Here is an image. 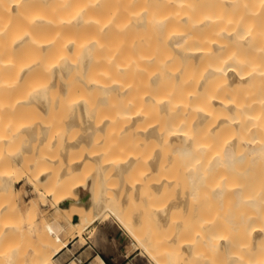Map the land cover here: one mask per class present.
Segmentation results:
<instances>
[{
    "label": "bare ground",
    "instance_id": "obj_1",
    "mask_svg": "<svg viewBox=\"0 0 264 264\" xmlns=\"http://www.w3.org/2000/svg\"><path fill=\"white\" fill-rule=\"evenodd\" d=\"M56 104L67 112L58 128L43 115ZM74 124L78 137L62 134ZM104 131V152L93 153L86 146ZM90 158L97 194L77 196L75 222L46 221L53 237L108 211L154 264H264L260 211L238 221L205 213L226 202L264 206V0H0V194L11 198L0 199V237H26L41 225L39 217L25 228L21 217L51 198L53 185L83 186L74 177ZM53 161L59 172L52 178ZM247 166L257 169L249 179ZM152 172L153 180L145 177ZM103 175L113 179L103 183ZM21 181L32 195L19 209ZM141 188L144 210L125 214L127 195L135 198ZM177 206L183 213L191 207L188 221H204L209 235L202 222L192 238L179 235L194 224L178 220L168 238H150L152 223L167 226ZM142 222L149 230L134 231ZM199 233L209 254L197 253ZM72 239L50 252L28 245L24 254L50 264ZM91 264L103 261L96 255Z\"/></svg>",
    "mask_w": 264,
    "mask_h": 264
},
{
    "label": "rangeland",
    "instance_id": "obj_2",
    "mask_svg": "<svg viewBox=\"0 0 264 264\" xmlns=\"http://www.w3.org/2000/svg\"><path fill=\"white\" fill-rule=\"evenodd\" d=\"M64 103L65 102H63L62 106L64 105ZM59 105H61V104L54 106V109L52 108L54 111L51 109L52 110L51 112L43 113V115L46 118H48V119L51 118V120H53L54 124H52V125H54L56 127L57 126L58 127L63 126L62 121H61L62 119L64 120L63 117H65V115H64L65 110H63V109L65 107V109L67 110L68 103H65V106L63 108L60 107V112L57 111V109H59ZM72 108L73 107L69 108V110H67V112L68 111L70 112L72 110ZM103 111H104L103 108H102V110L98 109L97 110V117H100V116L102 117V115L104 114ZM102 112H103V114H102ZM62 114H63V116H62ZM60 121H61V123H60ZM54 126H52L53 129L55 128ZM60 129L61 128L58 129V132H60ZM79 132L81 134L82 129L78 125L74 124L69 129H67L66 133L62 132V134L73 136L75 139L76 137H78ZM60 134H61V132H60ZM105 138H106V141H105V143H106L107 142V136H106L105 131L104 132H96L92 137L91 144H87L86 147L89 148L90 150L94 149L95 151H92L93 153L94 152L96 153L99 151H102V153H103L104 149H105L104 148L105 145H102L103 144L102 142H104ZM44 145H45V142L42 144V147H45ZM150 148H151V146L149 147V146H147V144L145 145L144 153H143L144 158L149 159V155H150L149 149ZM146 156H148V157H146ZM94 163H95V160H92L90 158V160L87 161L86 165L83 168H81V170H79L74 177V179H76L77 181H83V183H84L83 186L78 187V188H67V187L58 188V187H56V185H53L50 188V190H48V191L53 192L51 194L52 197L51 198L49 197L44 202V204L42 206L32 209V211H30V213L27 216H25L24 218L21 217V220L23 222L22 223L18 222V223H21L23 226H25V228L27 227L28 223L30 222V219L32 221H37L38 218L40 217L42 223H41V225L39 224L35 230H34V228H35V225H34V228L32 227L33 230L29 231L28 232L29 234H27L26 237H23V236H20L17 234H6V235L0 237V264H35L36 263V257L34 255L35 253L31 252L28 254H24L25 246L29 245L30 248L32 246L40 247V248L45 249V251L48 250V252H50L52 250L53 245L60 243L61 240L64 238H68V237L70 238L71 235H73V240L71 243H74L73 246L75 248L84 244L85 243V237L88 235L87 238L90 237L91 244H93L96 248H98L99 252L103 256H109L110 255L111 258H114L113 264H123V260H122L123 257H121L122 253L131 255L130 256L131 260H130V258L127 259V260H130L129 264H151V263L154 264L153 260L151 261V259L147 257L144 250H142L140 248L139 249L135 248L138 245L135 242L133 234L129 233L126 230V228H124L119 222H117L116 219H114V217H112L111 214L109 215L108 211H105L102 214L103 216L108 215L105 220H101L103 216L102 217L100 216V217L94 219L93 220L94 222L92 221L87 226H85L83 229L80 228L79 230H70V227L68 226L67 229L60 235V237H53V235L50 234L49 226H47L48 224L46 223V221H49L52 219H57V220H61V223H63V224H65V222L68 224V223H73L76 221V220H73V217H74V213L77 211L76 208H78V206H79V203L76 200L77 196H81L83 194L88 193V194H91V197L93 199L95 198V196L97 194L98 185L93 183V178H92L93 172H91L92 171L91 169L93 168ZM50 166L52 167V170H51L52 173H51L50 177L53 178L54 176H57L56 173L59 172V170H58L59 163L53 161V162H50ZM170 170L172 171L173 175L178 177V181L184 186V184H186L184 181V172H181V170L178 169V166L175 165V162H173L170 165ZM256 171H257L256 168H253L252 166H247L246 171L243 174V176L246 175L247 179H249L250 176ZM155 174H158V173L152 172L145 177H147L150 180H153L155 177ZM129 178H130L129 176L126 177V179H129ZM109 179L112 180L113 177L103 175L102 181L104 183L106 181H109ZM51 182H52V179H51ZM24 184H25L24 181H21L19 184H17V187L19 188L20 192L17 191L16 194L17 193L18 194H17V196L16 195L15 196H16V199H18L19 196L21 197L20 199L17 200L18 201L17 207L19 209H21V207L24 205V201L27 200V198L30 195H32V193L30 192V187L27 184H25V185ZM91 184H93V189L90 192L88 189H89V185H91ZM24 187L25 188L29 187V188H27L28 191ZM102 188H103V186H102ZM176 190H175V192L177 193L179 191V189H176ZM117 195H119V194H117ZM117 195H115V198L117 197ZM169 195H170V192H169ZM60 196H65V197H62V200H59V199L55 200V197H60ZM142 196H143V188L139 189L138 195L135 196V198H133L131 196V194H128L127 198L125 200L126 203L124 205V210H123L124 213L128 215V213L131 211L136 212V211H139L140 209H143L144 206L140 202V198ZM0 199L2 201H5L6 199L11 201V198L5 193L0 194ZM104 199H105L104 202L106 205L107 200L109 198L105 194H104ZM21 200H22V202H21ZM114 200H116V199H114ZM114 200H113V204H115ZM228 204L229 203H227V202L224 204H220V205L217 204L214 208L210 209L209 211L208 210L205 211V213L207 215H211L213 213L234 214L235 216L231 215V218L233 217L235 219V221H236V219L238 221L239 217L240 218L242 217L241 219L243 220L244 219L243 216L246 215L249 211H255V212L260 211L262 216H264V206H259V207L252 206L251 207L245 203L244 204L243 203L236 204L234 202H233V204H236L234 206H232V204L231 205L230 204L228 205ZM145 207H146V205H145ZM189 208H191V207H188L187 211H189V210L192 211V209H189ZM216 208H218V209L215 210ZM147 209H149V208L147 207ZM178 210H180L181 212L179 213ZM187 211H185V212L188 213ZM191 211H189L190 214L189 213L185 214V212L183 213V207L182 206L174 207L173 210H171V211L169 209L168 214L171 213V216L168 214H167V216H168V218L171 217L172 219L171 218L169 219V223H168V219H167V221H166L168 223L167 226H164L166 224L162 223L161 229H159V227L155 223H152L153 224L152 229L153 228L154 229H153V232H151V234H150L151 235L150 238H152L156 242L160 241L162 237L164 238L165 236H167V238H168V235L170 234V232H173V227H175V224H176L175 222H177L178 220L184 221L183 224H185V222L188 223L189 225L191 224V222H192V224H194V226L192 225L194 230H192L193 228H191L190 229V230H192L191 232L189 231L188 233H186L185 231H182L179 235H181V234L186 235L187 234L189 237L192 238V235L194 234V233H192L193 231L197 230L196 231L197 233H198V231L202 232L199 229L200 228L199 225L202 222L203 224L201 223L202 224L201 228L205 225L204 228H202V229L205 230L204 232L208 236L209 230H208V227H206V224L204 221H201L199 219H198V221L196 220L197 221V227L196 228H195V223H196L195 220H192V218H190L191 220L188 221L189 216L191 217V215H192ZM142 214H143L142 216H145L144 212ZM236 215H237V218H236ZM70 216H71V218H69ZM183 216H184V218H183ZM185 216H187V217L185 218ZM259 218L260 217L257 216L256 218L249 219L248 223H246V225L242 226L243 230L246 232L249 229V227L252 225V223H254L256 221L255 219H259ZM242 220H241V223L243 222ZM94 225H95V227H94ZM145 226H146L145 222L144 223L142 222L139 224L137 223L133 226V230L138 231V232H140V230H141V232L142 231L144 232L145 231L144 229H146ZM137 228H138V230H137ZM142 228H144V229H142ZM149 228H150V226L146 230H149ZM164 228H166V229H164ZM224 228L225 227L223 225L218 227V228H214L213 233H218L220 231H223ZM116 232L118 233V237L116 239L112 240V236H114V234ZM205 233H203V234H205ZM199 234H200V238L197 237V242H198L197 246L199 247L197 250L198 251L197 253H199V252L201 253L202 251H204L206 254H209V251H207L205 249V242H204L205 238H204V241L202 239V237L204 235L202 234L203 236H201V233H199ZM105 235H110L109 236L110 238H108V240H106ZM163 235H165V236H163ZM245 236H247L246 233H245ZM245 236L242 237L243 238L242 242H244L245 245H249L250 241L251 242L253 241V238H250L251 239L250 240L248 236L247 237H245ZM104 240H106V242L108 243V245H107L108 247H106V245H100V242H102V241L104 242ZM246 240H248V243H246L247 242ZM86 241H88V240H86ZM103 244H106V243H103ZM149 245H151V244H149ZM149 245H148V247H149ZM153 245H152V248H153ZM157 245L154 246V248L157 247ZM152 248H151V250H152ZM251 250L252 249H250V251L248 250V253H247L248 258H249V256L252 257L253 254H255V256L258 254L257 251H255L256 253H254L253 250H255V248H253L252 251ZM204 252H202V253H204ZM258 255H260L261 257H264L261 254H258ZM207 258L211 259L209 256ZM251 259H255V257H252ZM207 261H209V260L207 259ZM59 263H60V261L57 260V255H56L52 259L50 264H59ZM105 263L107 264V262H105Z\"/></svg>",
    "mask_w": 264,
    "mask_h": 264
},
{
    "label": "crops",
    "instance_id": "obj_3",
    "mask_svg": "<svg viewBox=\"0 0 264 264\" xmlns=\"http://www.w3.org/2000/svg\"><path fill=\"white\" fill-rule=\"evenodd\" d=\"M87 236L85 237V243L76 248L73 246L74 243H71L73 239L70 240L67 247H65L61 252L57 254V260L60 261L59 264H91L96 255H98L102 259L103 264H106L105 261L107 262V264H113L114 258H111L110 255L103 256L99 252L98 248L91 244V240L90 238H87ZM109 236L110 235H105L106 240L110 238ZM117 237L118 233L116 232L114 236H112V240L116 239ZM106 240H104V242H100V245H106V247H108V243L106 242ZM130 256V254H121V257H123V264H129V261L131 260ZM128 258H130V260H127Z\"/></svg>",
    "mask_w": 264,
    "mask_h": 264
},
{
    "label": "water",
    "instance_id": "obj_4",
    "mask_svg": "<svg viewBox=\"0 0 264 264\" xmlns=\"http://www.w3.org/2000/svg\"><path fill=\"white\" fill-rule=\"evenodd\" d=\"M76 219H77V217H76V216H74V217H73V220H76Z\"/></svg>",
    "mask_w": 264,
    "mask_h": 264
},
{
    "label": "trees",
    "instance_id": "obj_5",
    "mask_svg": "<svg viewBox=\"0 0 264 264\" xmlns=\"http://www.w3.org/2000/svg\"><path fill=\"white\" fill-rule=\"evenodd\" d=\"M106 262V261H105Z\"/></svg>",
    "mask_w": 264,
    "mask_h": 264
}]
</instances>
